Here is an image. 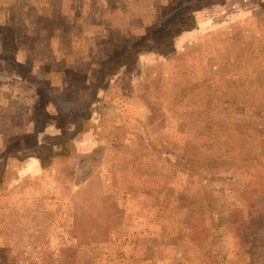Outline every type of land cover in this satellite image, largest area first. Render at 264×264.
<instances>
[{
  "label": "rangeland",
  "instance_id": "1",
  "mask_svg": "<svg viewBox=\"0 0 264 264\" xmlns=\"http://www.w3.org/2000/svg\"><path fill=\"white\" fill-rule=\"evenodd\" d=\"M114 1L0 0V264H264V0Z\"/></svg>",
  "mask_w": 264,
  "mask_h": 264
},
{
  "label": "trees",
  "instance_id": "2",
  "mask_svg": "<svg viewBox=\"0 0 264 264\" xmlns=\"http://www.w3.org/2000/svg\"><path fill=\"white\" fill-rule=\"evenodd\" d=\"M114 2H115V4H113V6H114L113 10H114V14H115L114 17H116L119 14V12H118L119 10L126 9L129 6H131V4H132L131 0H115ZM190 8H191V6H190ZM182 17L186 18L187 22L176 21L174 24L173 23L169 24L168 28H163L162 27L163 24L160 23L159 27L154 28L155 34L157 33V34L163 35V41L161 43L150 41V39L148 38L147 35H145L143 37L139 36L141 38L138 40L134 39V41L128 45L126 52L122 55V59H121L120 64H116L115 67L125 66V65H127V63L134 62V61H132V59L136 60L139 53L141 54V53H145L148 51L166 53L167 51L174 49V43H173L174 37L177 36L182 31L192 29L195 25L194 21H196V20H195L194 10L189 9V11L186 13L182 12ZM165 24H166V21H165ZM168 29L172 33V35L168 34ZM166 31H167V33H166ZM74 134H76V133H74ZM71 145L74 147L73 144H71ZM72 146H70L69 141H66L64 146L61 148L62 150L57 152V154L58 153L68 154L71 151L70 148ZM51 153H53V152L50 151V153H48V154H51ZM54 153H56V152H54ZM46 157H47V155L41 157L43 165H45Z\"/></svg>",
  "mask_w": 264,
  "mask_h": 264
}]
</instances>
